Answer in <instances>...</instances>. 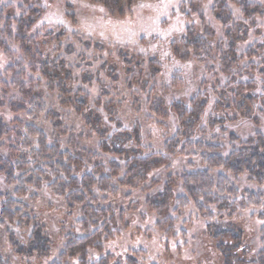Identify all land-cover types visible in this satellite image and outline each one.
Wrapping results in <instances>:
<instances>
[{"label":"trees","instance_id":"1","mask_svg":"<svg viewBox=\"0 0 264 264\" xmlns=\"http://www.w3.org/2000/svg\"><path fill=\"white\" fill-rule=\"evenodd\" d=\"M12 1L21 5L0 6V51L11 63L0 73V180L8 189L0 192V236L9 248L6 254L0 247V264L50 256L54 238L33 205L45 190L60 200L58 213L65 221L77 217L76 229L68 232L65 221H58L64 247L52 264H90L89 250H101L103 240L129 229L134 218L144 220L142 208L168 232L191 207L209 223L214 211L229 219L262 207L264 217V133L244 140L230 129L241 117L257 120L255 111L264 115V95L256 93L264 91V38L242 55L237 49L248 40L249 29L261 34L255 18H264L262 6L235 0L246 17L238 23L225 7L227 0H220L214 20L224 28L226 42L201 15L202 26L171 43L174 62L211 76L212 82L203 78L200 92L184 103L176 98L185 84L183 73L167 79L163 61L131 49H108L74 36L87 50L117 51L96 71H82L77 64L75 72L68 58H86L72 41L64 44L67 33L37 29L44 9L34 0ZM83 1L123 18L141 3L160 0ZM81 81L88 89L99 88V97L93 100L77 84ZM74 117L81 129L74 127ZM144 190L150 192L142 195ZM224 227L228 236L212 245L231 264H264V229L262 250L253 259L249 238L242 242L232 222L216 228Z\"/></svg>","mask_w":264,"mask_h":264},{"label":"rangeland","instance_id":"2","mask_svg":"<svg viewBox=\"0 0 264 264\" xmlns=\"http://www.w3.org/2000/svg\"><path fill=\"white\" fill-rule=\"evenodd\" d=\"M219 1L160 0L159 2H145L133 7L131 11H126L123 18L113 17L102 6L93 5L83 0H34L33 3L39 4L44 9L43 16L36 28L64 30L67 33L65 45L68 43L67 41H72L77 45L74 36H79L84 40L103 43L108 49L123 47L133 50L136 55L144 58L158 57L161 62L163 61L162 64L167 70V79H170L175 71L183 73L185 84L176 98L181 102L188 103L197 92H200L199 88L204 79L212 82L210 81L211 76H204L203 72L197 71L192 64L184 65L174 62L168 48L188 29L202 26L201 15H203L206 23L216 30L219 38L226 42L224 28L214 20V7ZM249 2L264 8V0H249ZM2 3L21 5V3L12 0H3L0 6ZM173 4L175 7H172ZM195 5L198 9L196 13L193 10ZM225 7H228L233 14L235 22L246 21L241 7L235 0H227ZM17 16H20L19 12ZM255 20L258 29H261V34L255 33L254 28L249 29L248 40L238 44V55L247 52L253 43L262 37L264 38V18L256 16ZM13 49L17 50L18 48L14 46ZM82 52L86 58L83 62L75 57L68 58V62L75 72L77 64H81L82 71L87 69L96 71L105 58L111 57V55L116 58L115 55H117V51L109 50L108 55L99 54L95 49L87 50L80 45L78 46V53L81 54ZM95 57L98 59L96 63H94ZM88 62L94 63L93 68L87 67ZM9 64L11 63L0 51V73H3ZM77 84L83 86L86 92L92 95L93 100L99 97V88L88 89V86L83 85L82 81ZM92 84L95 85L96 82L94 81ZM220 85L223 86L224 82ZM97 86L99 85L97 84ZM263 92L261 89L256 91L258 95H264ZM210 99L213 103L217 102L216 99ZM255 105L256 108H259L258 101L255 102ZM254 114L257 120L242 119L243 117H241V120L231 125L230 129L237 132L244 140L256 131L264 133V115L256 111ZM72 119L76 129L83 127L80 119L75 117ZM125 126L128 128V125ZM6 189L4 181L1 179L0 192L7 193L8 189L7 191ZM253 189L258 190L257 187ZM262 190L264 192V188ZM148 192L150 191L144 190L141 194ZM177 195L179 196L180 192ZM60 204V200L51 196L46 190L41 194L40 200L33 203L36 213L49 226L54 238L50 256L43 259L35 256L31 259H25L22 263L10 256L14 264H52L58 259L64 247L58 221H65L63 214L59 215L58 213L61 208ZM141 210L145 214L144 220H140V217L134 218L129 229L120 231V234L115 235L112 239L103 240L101 250H89L90 264L98 263L101 259L108 257L112 259L111 264H128V261L132 259L136 260L138 264H202L204 262V264H231L228 255L221 251L220 253L212 245L214 242L217 247L228 236L229 227H224L221 231L216 227L226 226L229 222L241 230L242 242L245 243L246 239L249 238L247 244L253 259L262 250L260 244V233L264 229V217H260L262 207L250 208L246 212H240L234 218L229 219L214 211V220L211 223L198 216L194 208L191 207L185 216L175 224V229L172 232L158 228V219L155 214L145 212L144 208ZM76 220L77 217H73L71 221L67 219L64 222L67 232L76 229ZM235 221L237 222L235 223ZM212 224L215 225L210 230L209 236L207 234L208 227ZM183 231H186L187 235H184ZM0 247H3L6 254L9 253L4 234L0 236ZM70 264H79V262L75 260Z\"/></svg>","mask_w":264,"mask_h":264},{"label":"snow or ice","instance_id":"3","mask_svg":"<svg viewBox=\"0 0 264 264\" xmlns=\"http://www.w3.org/2000/svg\"><path fill=\"white\" fill-rule=\"evenodd\" d=\"M172 7H175V5L173 4ZM101 11H103V9H101ZM60 23H63V21H60Z\"/></svg>","mask_w":264,"mask_h":264}]
</instances>
